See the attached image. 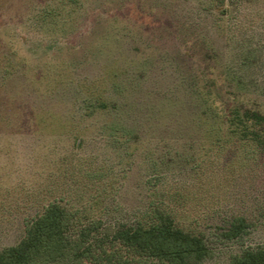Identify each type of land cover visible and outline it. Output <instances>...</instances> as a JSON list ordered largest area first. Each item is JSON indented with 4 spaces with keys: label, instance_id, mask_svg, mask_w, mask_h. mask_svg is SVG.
I'll use <instances>...</instances> for the list:
<instances>
[{
    "label": "rangeland",
    "instance_id": "1",
    "mask_svg": "<svg viewBox=\"0 0 264 264\" xmlns=\"http://www.w3.org/2000/svg\"><path fill=\"white\" fill-rule=\"evenodd\" d=\"M240 108L264 114V0H0V249L51 200L107 228L165 208L202 264L263 245Z\"/></svg>",
    "mask_w": 264,
    "mask_h": 264
},
{
    "label": "trees",
    "instance_id": "2",
    "mask_svg": "<svg viewBox=\"0 0 264 264\" xmlns=\"http://www.w3.org/2000/svg\"><path fill=\"white\" fill-rule=\"evenodd\" d=\"M225 121L240 142L264 153V114L240 108ZM227 222V238L240 236L250 225L242 214ZM209 254L203 234L182 228L157 205L146 217L107 228L101 219L82 221L51 200L25 223L19 241L0 249V264H202ZM229 264H264V244L243 249Z\"/></svg>",
    "mask_w": 264,
    "mask_h": 264
}]
</instances>
